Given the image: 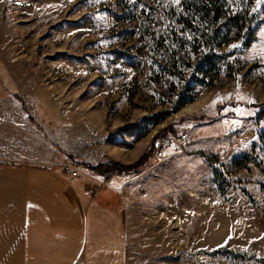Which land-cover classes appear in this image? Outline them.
I'll return each instance as SVG.
<instances>
[{"label": "rangeland", "instance_id": "374dc122", "mask_svg": "<svg viewBox=\"0 0 264 264\" xmlns=\"http://www.w3.org/2000/svg\"><path fill=\"white\" fill-rule=\"evenodd\" d=\"M195 1L0 0V155L130 166L164 137L129 264H264V0Z\"/></svg>", "mask_w": 264, "mask_h": 264}, {"label": "crops", "instance_id": "0c3cea01", "mask_svg": "<svg viewBox=\"0 0 264 264\" xmlns=\"http://www.w3.org/2000/svg\"><path fill=\"white\" fill-rule=\"evenodd\" d=\"M109 179L113 187L0 155V264H129L139 183Z\"/></svg>", "mask_w": 264, "mask_h": 264}, {"label": "trees", "instance_id": "16d2710c", "mask_svg": "<svg viewBox=\"0 0 264 264\" xmlns=\"http://www.w3.org/2000/svg\"><path fill=\"white\" fill-rule=\"evenodd\" d=\"M212 2H210L209 5H208V6H210L211 9L207 8V5L204 4V0H201V1L197 0L193 4H194L196 9L202 8V9H200V12H204V14L209 16L210 14H215L217 12V10H218L217 7ZM199 6H201V7H199ZM182 18H183L182 16H179V20L180 19L183 20ZM15 102H16L17 106L21 109L22 108V103H21L19 97L15 98ZM249 107L253 108L254 110H256L257 114H262V115L264 114V104L263 105H251ZM223 111L224 110L220 109L218 111V114L220 116H223L222 115ZM28 119L33 121L32 118H28ZM170 134L174 135V133H170ZM164 141H165L164 137L161 140H157L156 143L154 144L153 151L149 152V154L147 155L145 161L143 159H141V160L137 161L136 163H134L133 165H130V166H123V165H120L118 163L106 162V163L98 164L95 167H89V166L87 167L85 165H83V167L89 169L90 171H92L93 173H95V174H97L99 176H106V175H112V174L121 176V175H125V174H128V173L137 174V173H140L141 170L145 167V165H147L148 162H150L153 159V157L155 155V151H156L157 145L159 143L164 142Z\"/></svg>", "mask_w": 264, "mask_h": 264}, {"label": "built area", "instance_id": "2783aa9c", "mask_svg": "<svg viewBox=\"0 0 264 264\" xmlns=\"http://www.w3.org/2000/svg\"><path fill=\"white\" fill-rule=\"evenodd\" d=\"M184 138H186V136H183V139ZM171 142L172 141L170 142L164 141L157 145L155 155L152 159L153 164L159 165L160 163L166 161L171 156H173L174 154L180 151V150H174L170 152L169 150L171 148L170 145ZM61 168L62 171L65 174L69 175L72 179H78L80 177H84L85 179H90L92 181H95L97 184L113 187L109 182L110 180L109 178H107L106 176H99L93 173L92 171H90L89 169L84 168L81 165H75V163L66 162L61 165ZM141 176H142V172L137 174L128 173L124 175L122 186L136 181L139 183L138 186L139 193H143L146 189V184L141 180Z\"/></svg>", "mask_w": 264, "mask_h": 264}, {"label": "snow or ice", "instance_id": "6c2138e0", "mask_svg": "<svg viewBox=\"0 0 264 264\" xmlns=\"http://www.w3.org/2000/svg\"><path fill=\"white\" fill-rule=\"evenodd\" d=\"M176 3H179V0H175ZM233 47H236L235 45H233ZM215 103V101L213 102ZM29 207H31V205H29Z\"/></svg>", "mask_w": 264, "mask_h": 264}, {"label": "bare ground", "instance_id": "6f19581e", "mask_svg": "<svg viewBox=\"0 0 264 264\" xmlns=\"http://www.w3.org/2000/svg\"><path fill=\"white\" fill-rule=\"evenodd\" d=\"M196 109V107H191V108H189V111H192V110H195Z\"/></svg>", "mask_w": 264, "mask_h": 264}]
</instances>
